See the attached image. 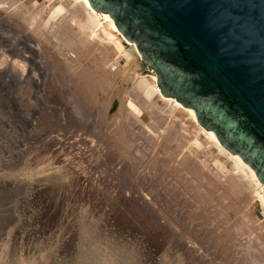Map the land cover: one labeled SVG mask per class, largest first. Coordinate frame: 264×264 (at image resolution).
Instances as JSON below:
<instances>
[{
	"label": "bare ground",
	"instance_id": "bare-ground-1",
	"mask_svg": "<svg viewBox=\"0 0 264 264\" xmlns=\"http://www.w3.org/2000/svg\"><path fill=\"white\" fill-rule=\"evenodd\" d=\"M7 39L0 52L20 85L50 83V115L27 127L59 134L47 148L78 158L88 181L81 184L99 186L110 209L132 213L151 250L199 264L204 242L217 251V264H264L263 186L193 111L162 97L153 74L137 75V51L107 14L87 0H0V41ZM176 226L199 241L183 240Z\"/></svg>",
	"mask_w": 264,
	"mask_h": 264
},
{
	"label": "rangeland",
	"instance_id": "rangeland-1",
	"mask_svg": "<svg viewBox=\"0 0 264 264\" xmlns=\"http://www.w3.org/2000/svg\"><path fill=\"white\" fill-rule=\"evenodd\" d=\"M4 35L6 40L8 34ZM8 41H0V50L10 46ZM1 43L6 44V47ZM2 54L7 56L4 51L0 52V63L7 62L8 58L3 59ZM136 73L140 77L152 75L139 60ZM18 78V70L12 68L8 62L2 64L0 264H182L179 259L170 257L164 247H158L159 255L151 250L149 243L140 239L142 223L118 205L111 207V210L99 186L90 190L81 184H87L88 181H83L85 171L84 167L77 164L78 158L70 152L66 154L68 151H64L65 149L63 152L66 155L63 152L54 154L52 147L47 148L48 138L60 139L59 134L50 132V135L44 129L33 130L27 127L26 121H43L50 115V83L43 78L42 80L46 81L36 89L39 93L35 96L32 79L29 83L20 85ZM39 80L38 78L37 81ZM124 86L126 89L129 85ZM36 111L38 113L33 117L31 114ZM76 134L79 136L80 133ZM89 143L90 140L86 138L84 144L89 147ZM61 160L64 161L62 165ZM74 177L77 179L73 180ZM252 214L258 225L261 224L263 218L259 217L257 207ZM194 223L192 225H195ZM179 228L178 232L183 236V240L199 241L191 237L189 229L182 228L180 231ZM185 230L190 234H185ZM202 247L205 254L203 257L200 255L197 259L201 261L197 260L196 263L214 264L216 261L217 264V251L204 242Z\"/></svg>",
	"mask_w": 264,
	"mask_h": 264
},
{
	"label": "water",
	"instance_id": "water-1",
	"mask_svg": "<svg viewBox=\"0 0 264 264\" xmlns=\"http://www.w3.org/2000/svg\"><path fill=\"white\" fill-rule=\"evenodd\" d=\"M107 14L164 98L263 186L264 0H87Z\"/></svg>",
	"mask_w": 264,
	"mask_h": 264
}]
</instances>
